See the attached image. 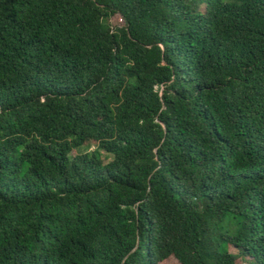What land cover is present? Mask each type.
Wrapping results in <instances>:
<instances>
[{
	"label": "trees",
	"instance_id": "trees-1",
	"mask_svg": "<svg viewBox=\"0 0 264 264\" xmlns=\"http://www.w3.org/2000/svg\"><path fill=\"white\" fill-rule=\"evenodd\" d=\"M238 260L264 264V0H0V264Z\"/></svg>",
	"mask_w": 264,
	"mask_h": 264
},
{
	"label": "rangeland",
	"instance_id": "rangeland-1",
	"mask_svg": "<svg viewBox=\"0 0 264 264\" xmlns=\"http://www.w3.org/2000/svg\"><path fill=\"white\" fill-rule=\"evenodd\" d=\"M111 22L112 23H121V20H120V18L118 17V16H115L112 20H111ZM229 250L231 251V252H235L236 250L233 248V247H229ZM240 263H243V261L242 260H238L237 261V264H240Z\"/></svg>",
	"mask_w": 264,
	"mask_h": 264
}]
</instances>
